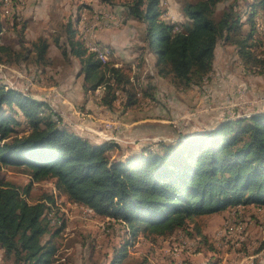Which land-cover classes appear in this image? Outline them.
<instances>
[{"label": "trees", "instance_id": "1", "mask_svg": "<svg viewBox=\"0 0 264 264\" xmlns=\"http://www.w3.org/2000/svg\"><path fill=\"white\" fill-rule=\"evenodd\" d=\"M223 1L185 2L181 12L186 22L182 24L163 19L162 0H129L125 4L127 19L144 25L142 52L154 54L157 74L169 78L176 90L204 83L213 70L219 41L232 45L246 65L263 64L254 49V25L241 33L243 23L235 4L216 16ZM251 8L250 22L256 10H264V0H256ZM74 25L71 18L65 23L64 47L61 36L53 42L63 56L69 50L79 61L83 95L104 85L99 104L112 109L122 93L124 108L137 105L143 98L142 88L131 80L130 66H116L114 59L102 61L99 51L90 50L76 37ZM49 46L46 37H38L32 43L34 61L46 64ZM9 51L0 44V52ZM26 58L24 54L23 60ZM15 115L23 118L26 128L22 132L15 129L20 124ZM113 146L93 143L68 129L47 101L0 85V173L5 167H19L29 178L22 189L0 178L4 260L54 264V240L65 222L53 212L52 193L29 199L35 183L50 181L68 202L123 226L126 240L113 249L107 264H124L129 238L134 240L140 234L153 240L185 234L200 249L207 242L206 224L200 222L205 216L248 204L264 208V111L223 120L208 131L179 134L172 142H156L125 161L109 156ZM231 223L240 224L244 231L242 220ZM263 248L264 240L259 250Z\"/></svg>", "mask_w": 264, "mask_h": 264}, {"label": "rangeland", "instance_id": "2", "mask_svg": "<svg viewBox=\"0 0 264 264\" xmlns=\"http://www.w3.org/2000/svg\"><path fill=\"white\" fill-rule=\"evenodd\" d=\"M2 1L0 44L10 51L9 54L0 52V85L47 101L68 129L91 142L111 143L114 145L109 151L112 159L125 161L156 142H172L179 134L208 131L223 120L264 111V61L258 66L246 65L239 59L237 50L223 41L216 45L213 70L204 83L176 90L169 78L157 74L154 54L142 52L144 25L127 19L125 4L129 0ZM188 1L193 0H162L163 19L179 24L186 22L181 8ZM255 1L225 0L217 6L216 16L234 3L243 23L241 33L245 34L251 23L254 25L255 53L264 60V10H256L252 21L249 20ZM109 15L121 23L117 27L109 25ZM69 18L75 23L76 37L85 41V46L105 45L108 60L114 59L116 66H130L131 80L137 88H142L143 98L137 105L124 108L126 98L122 93L118 94L112 109L99 104L104 85L83 95L79 61L69 50L68 56H63L53 42L61 36L60 44L64 47V28ZM82 25L88 29L82 30ZM40 36L50 42L46 64L34 61L32 55V43ZM24 54H27L25 60ZM148 95L152 98H147ZM15 117L20 122L15 129L24 131L23 118ZM0 178L21 189L29 181L19 167H5ZM45 193L53 194V212L65 222L54 240L57 245L54 264L109 263L113 249L126 240L123 226L108 218L92 216L86 208L68 202L50 181L33 184L29 199L35 201ZM226 210L224 216L214 214L200 221L205 222L207 231V242L200 249L185 234L156 240L140 234L134 240L129 238L124 264L167 261L191 264V256L201 250L202 264H264V248L259 250L264 240V208L248 204ZM234 219L245 223L244 231L240 224L227 225V234L219 235L225 224ZM0 264H11L4 260L1 249Z\"/></svg>", "mask_w": 264, "mask_h": 264}, {"label": "built area", "instance_id": "3", "mask_svg": "<svg viewBox=\"0 0 264 264\" xmlns=\"http://www.w3.org/2000/svg\"><path fill=\"white\" fill-rule=\"evenodd\" d=\"M107 21L109 22V25L116 26V27L121 23V20L120 19H118V18H116L114 16H111V15H109V20H107ZM93 24H96V22H93ZM81 28H82V30H83V28L84 29H88V28L84 27V25H82ZM90 46H92V45L90 44ZM92 47H94V46H92ZM102 47H107V46L102 45ZM94 48H97L99 50V52H100V55H101V47H94ZM87 211H88V213H90L89 210H87ZM227 225H236V224L235 223L232 224L231 222L228 223V224H225V226L223 227V229L221 231H219V235H222V234L225 235V234H227Z\"/></svg>", "mask_w": 264, "mask_h": 264}, {"label": "crops", "instance_id": "4", "mask_svg": "<svg viewBox=\"0 0 264 264\" xmlns=\"http://www.w3.org/2000/svg\"><path fill=\"white\" fill-rule=\"evenodd\" d=\"M100 38H101V37H100ZM100 38H99V36H98V39H99V40H101ZM110 44H111V42H110ZM226 212H227V210H224L222 213H220V215L222 214L221 216H224V215H225L224 213H226ZM204 233L206 234L207 231L205 230ZM198 251H199V250H198ZM201 251H202V250H201ZM201 251H200V252H201ZM200 252H198L197 254H193V256H191V260H190L191 264H202V262H201V261H202L201 258L204 257V256H201V253H200ZM167 260H168V257H167ZM164 264H175V263H169V262L167 261V262H164Z\"/></svg>", "mask_w": 264, "mask_h": 264}, {"label": "bare ground", "instance_id": "5", "mask_svg": "<svg viewBox=\"0 0 264 264\" xmlns=\"http://www.w3.org/2000/svg\"><path fill=\"white\" fill-rule=\"evenodd\" d=\"M109 19V18H108ZM94 26V25H93ZM92 26V27H93ZM85 31H86V29H85ZM85 42V41H84ZM87 44V43H86ZM91 44H93L92 42H91ZM94 46V45H93ZM89 47V46H88ZM89 49L90 50H93V51H99L97 48H94V47H89ZM97 53V52H96ZM99 57L102 59V61L103 60H106L107 59V57H106V54L101 50V55H100V52H99ZM99 58V59H100ZM107 61V60H106Z\"/></svg>", "mask_w": 264, "mask_h": 264}]
</instances>
